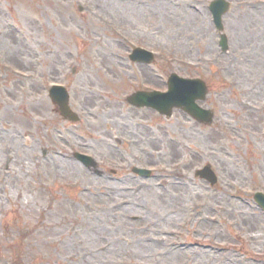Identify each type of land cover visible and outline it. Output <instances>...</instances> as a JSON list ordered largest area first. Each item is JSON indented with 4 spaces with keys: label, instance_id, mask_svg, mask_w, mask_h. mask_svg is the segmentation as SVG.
<instances>
[{
    "label": "rangeland",
    "instance_id": "obj_1",
    "mask_svg": "<svg viewBox=\"0 0 264 264\" xmlns=\"http://www.w3.org/2000/svg\"><path fill=\"white\" fill-rule=\"evenodd\" d=\"M212 1L0 0V264H264V3L228 0L223 53ZM8 63L34 79H3ZM173 73L207 84L212 125L127 102Z\"/></svg>",
    "mask_w": 264,
    "mask_h": 264
},
{
    "label": "water",
    "instance_id": "obj_2",
    "mask_svg": "<svg viewBox=\"0 0 264 264\" xmlns=\"http://www.w3.org/2000/svg\"><path fill=\"white\" fill-rule=\"evenodd\" d=\"M223 0H219L212 6L216 25L223 32L222 27V16L228 11V6L221 8L220 4ZM221 46L224 51L228 50L227 38L225 35H221ZM143 54V55H141ZM134 60L138 57L143 58L142 62L150 64L153 61V57L145 52L137 51L134 53ZM170 92L163 93H138L134 95L130 102L137 107H150L156 109L163 115L170 116L174 107L183 108L193 118L199 122L211 124L213 121V113L211 111H205L197 106V100H205L208 93L206 85L200 80H183L181 78L172 76L169 82ZM63 115L68 116L72 120H77L75 116H72L71 112L67 107V100L64 99L62 104ZM85 163L91 165V161L83 158ZM201 178L208 180L212 185L217 183V178L211 168L206 167L203 171L198 173ZM259 205L264 208V197L257 195L256 198Z\"/></svg>",
    "mask_w": 264,
    "mask_h": 264
}]
</instances>
